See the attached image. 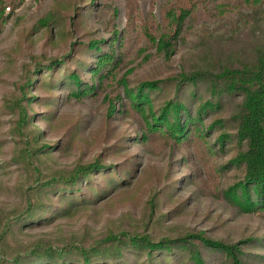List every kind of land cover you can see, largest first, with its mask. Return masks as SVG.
Masks as SVG:
<instances>
[{"label": "rangeland", "instance_id": "rangeland-1", "mask_svg": "<svg viewBox=\"0 0 264 264\" xmlns=\"http://www.w3.org/2000/svg\"><path fill=\"white\" fill-rule=\"evenodd\" d=\"M10 1L6 2L0 22V233L7 221L23 212L28 191L36 183L96 159L122 178L123 169H129L130 174L124 178V188L110 191L66 216L52 215L55 211L51 209L58 207L54 196L37 198L47 207L42 218L53 217L33 227L9 228L0 241V252L6 253V258L35 242L53 247H88L110 232L122 231L147 232L155 240L200 233L227 244L251 237L264 239V217L238 213L217 194V189H225L232 181L234 172L223 174L220 186L212 185L201 165L188 157L190 151L178 152L154 140H137L139 117L117 113L107 116L110 101L123 96L119 79L135 87L141 82L163 81L179 73L183 66H200V58L193 50L195 42L204 34L203 28L210 30L208 34L224 33L222 21L207 18L202 12L187 21L176 52L166 59L147 41L144 29L155 27L175 0ZM84 6L89 15L79 14ZM50 11L62 16L61 31L52 28L48 33L49 27L36 28ZM260 25L264 29V23ZM114 28L126 32L123 60L116 68L115 80H106L101 90L81 99H67L65 84H56L50 93L38 88L39 83L48 81L45 66L55 60L63 64L60 70L56 66L51 70L52 80L62 79L67 71L86 78L87 70L71 63L70 58L93 66V55L86 54L83 48L94 40H108ZM33 76L34 81L26 86ZM23 90L34 98L27 113L37 115L24 131H40L39 146L45 144L50 149L44 155L22 160L24 138L15 130L16 110L9 108V103ZM49 103L53 106L47 107ZM231 110L229 107L222 119H227ZM223 155L219 165L231 158V153ZM94 181L103 187L99 178ZM81 191L85 196L89 193L86 189ZM30 200L35 202L36 196ZM244 250L264 255L263 246ZM126 261L135 264L132 257H126Z\"/></svg>", "mask_w": 264, "mask_h": 264}, {"label": "trees", "instance_id": "trees-1", "mask_svg": "<svg viewBox=\"0 0 264 264\" xmlns=\"http://www.w3.org/2000/svg\"><path fill=\"white\" fill-rule=\"evenodd\" d=\"M6 2L11 1L0 0V22ZM86 9L84 6L79 14L89 15ZM201 12L207 18L222 21L225 32L208 34L210 30H201L204 34L193 47L200 66H183L179 73L163 81L141 82L135 87L119 79L117 84L122 87L123 96L110 101L107 116L111 118L117 113L118 116L139 117L137 140L143 143L154 140L178 152L190 151L188 157L201 165L212 185L220 186L223 174L234 172L227 187L217 189L219 198L238 213L264 217V29L260 25L264 23V0H175L155 27L144 29V35L156 51L168 59L176 52V43L187 21ZM48 27V33L52 28L63 29V18L58 12L50 11L36 25V28ZM125 37V31L121 33L114 28L108 40L86 44L83 50L93 55V66L75 57L68 59L87 70V80L71 71H67L61 81L52 80L51 70L54 66L60 70L63 64L55 60L45 66L48 81L39 83L38 88L50 93L56 84H65L67 99H81L101 90L106 80H115L116 68L123 60ZM33 77L27 80L26 86L34 81ZM21 92L20 97L9 103V108L16 110L15 130L24 138L20 149L23 160L44 155L50 148L45 144L39 146L42 137L37 129L24 131L37 115L27 113L34 98L24 90ZM229 107L232 110L227 119H222ZM209 119L212 121L206 123ZM213 136L215 139L211 140ZM222 153H231V158L219 165ZM128 170L121 171L124 178L129 177ZM94 178H99L103 187H99ZM124 178L114 174L110 167H102L96 159L75 166L69 173L36 183L37 186L28 191L23 212L4 225L0 241L5 239L9 228L33 227L53 217L42 218L47 207L37 198L54 196L58 207L51 209L55 211L52 215L66 216L110 191L124 188L127 185ZM81 188L89 192L87 196ZM33 196H36L35 202L30 200ZM253 241L257 243H251ZM259 246L264 247V239L251 237L227 244L200 233L155 240L147 232L122 231L110 232L88 247L75 244L53 247L35 242L7 258L6 253L0 252V264H129L126 257L134 258L135 264H253L264 262V255L244 249Z\"/></svg>", "mask_w": 264, "mask_h": 264}]
</instances>
